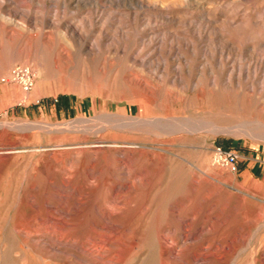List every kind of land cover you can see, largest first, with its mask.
Returning <instances> with one entry per match:
<instances>
[{"label": "rangeland", "instance_id": "obj_1", "mask_svg": "<svg viewBox=\"0 0 264 264\" xmlns=\"http://www.w3.org/2000/svg\"><path fill=\"white\" fill-rule=\"evenodd\" d=\"M2 123L0 264H264V0H0Z\"/></svg>", "mask_w": 264, "mask_h": 264}, {"label": "bare ground", "instance_id": "obj_2", "mask_svg": "<svg viewBox=\"0 0 264 264\" xmlns=\"http://www.w3.org/2000/svg\"><path fill=\"white\" fill-rule=\"evenodd\" d=\"M229 20V19H228ZM231 21V20H230ZM231 23L233 24V22L231 21ZM236 23V22H235ZM234 23V24H235ZM257 23V22H256ZM231 24V25H232ZM255 26H256V24H255ZM67 31H68V33L70 34V36H71V38L73 39L75 36H76V31L75 30H73V28H71L70 29V27H68L67 28ZM78 44L79 45H81V43L80 42H78ZM141 60V64H142V66H148V65H150L151 63L149 62V60L147 59V58H142V59H140ZM164 74H166V72L164 73ZM167 76H168V74H167ZM169 77V76H168ZM193 83V82H192ZM146 84V83H145ZM144 84V85H145ZM141 86H143V84L141 83L140 84ZM146 86V85H145ZM148 86V85H147ZM146 86V87H147ZM144 88L145 90H146V92L145 93H143V94H141V95H139V96H137V103H138V105H139V116L138 117H135V118H132V117H130V116H125V115H123V116H121V115H112L111 113H108V114H105L103 117H106V119L107 118H109V120L111 119V121H112V119L114 118L115 119V117H120L121 118V120H125V122H126V124H127V120H131V121H133V123L132 124H128L127 126H133V130L135 131V130H137V131H139L140 133H150V131H154V133H155V135L156 136H158V137H160V138H165V137H172V136H174V135H176V134H179V133H181V132H188V131H191L193 128H192V125H193V123H191L192 125L190 126V124L188 123H185V124H182L181 122L180 123H177V124H173L172 122L171 123H169V124H167L166 123V121H165V119L164 118H160V117H153V116H142V113H145L147 110H149L150 108H151V106H152V104H155V105H157L158 106V108L159 109H161L163 106H164V104L163 103H160V101L162 100V97H164L162 94H158L157 95V97H155V96H151L150 94H152L153 92H151V91H149V90H147V88L149 89V86L147 87V88ZM141 89H143L142 87H141ZM158 89H161V88H158ZM162 90H164V89H162ZM156 92V91H155ZM159 92V91H158ZM162 92V91H161ZM157 93V92H156ZM160 93V92H159ZM154 95V94H153ZM156 95V94H155ZM166 97V96H165ZM26 99V98H25ZM166 100V99H165ZM136 103V104H137ZM104 119V118H103ZM209 119V118H208ZM78 120H83V118H80V119H78ZM117 120V119H116ZM115 120V121H116ZM108 121V120H107ZM114 121V122H115ZM120 121V120H119ZM215 121V120H214ZM124 122V121H123ZM29 123V122H28ZM111 123V122H110ZM118 123V122H117ZM260 123V122H259ZM37 124V123H36ZM107 124H108V122H107ZM121 124V123H120ZM124 124V123H123ZM203 124H204V122H203ZM5 126V125H7V124H5V123H2V125L0 124V126ZM27 125V124H26ZM25 125V126H26ZM29 125V124H28ZM109 125V124H108ZM204 125H206V124H204ZM263 125V124H262ZM211 126H213L214 128H215V130L214 131H217V132H219V131H221V130H224V128H220L219 127V125H217V124H213V125H211ZM10 127V126H9ZM125 127V126H124ZM105 128V127H104ZM117 128V127H116ZM127 128V127H126ZM126 128H125V130H126ZM132 128V127H131ZM195 128L197 129H199V127H196L195 126ZM208 128H209V125H208ZM234 127L233 126H228V129H233ZM235 128H238L239 130H237L238 132H241V133H243V134H245V135H248V136H251V137H253V138H258V139H261V138H264V136H262V134H260V133H258V132H255L256 130H253V129H247V127L244 125H241L240 124V126L239 125H237V126H235ZM17 129V128H16ZM109 129V128H108ZM113 129V128H112ZM129 129H130V127H129ZM129 129H128V131H129ZM203 129V128H202ZM204 129H205V127H204ZM226 129V128H225ZM130 130H132V129H130ZM132 130V131H133ZM200 130V129H199ZM209 131L211 130V129H208ZM20 131V130H19ZM196 131V130H195ZM198 131V130H197ZM213 131V132H214ZM131 132V131H130ZM151 132V133H152ZM192 132H194V131H192ZM206 132V131H205ZM211 132H212V130H211ZM212 132V133H213ZM216 132V133H217ZM1 133V132H0ZM147 133V134H148ZM228 133V132H227ZM234 133V132H233ZM240 133V134H241ZM153 134V133H152ZM186 134V133H185ZM189 134V133H188ZM197 134V133H196ZM199 134V133H198ZM197 134V135H198ZM219 134V133H218ZM221 134V133H220ZM192 135V134H191ZM196 136V135H195ZM180 137H181V135H180ZM184 137H185V135H184ZM167 140V139H166ZM134 143V142H133ZM143 143V142H142ZM168 144V143H167ZM159 145V144H158ZM167 146V145H166ZM146 147V146H145ZM143 150V149H142ZM145 150V149H144ZM141 151V150H140ZM157 151V150H156ZM147 151H145V153H146ZM143 154V153H142ZM152 154V153H151ZM148 155H150V154H148ZM161 155V154H160ZM163 155V154H162ZM145 156V155H144ZM146 157V156H145ZM149 157V156H148ZM164 157V156H163ZM128 159H130V158H128ZM141 159V158H140ZM149 159V158H148ZM125 160H126V157H125ZM156 160V159H155ZM162 160V159H161ZM127 161V160H126ZM130 161V160H129ZM151 161V160H150ZM158 161V160H157ZM187 161V160H186ZM121 167V166H120ZM92 168V167H91ZM92 171V170H91ZM109 171V170H108ZM146 175V174H145ZM136 176V175H135ZM140 176V175H139ZM148 177V176H147ZM130 179H131V177H130ZM135 179V178H134ZM138 179V178H137ZM140 179V178H139ZM143 178H141V180H142ZM132 180V179H131ZM111 181H112V179H111ZM144 181H146V180H144ZM148 181H150L149 179H148ZM147 181V183L149 184L150 182H148ZM142 182V181H141ZM133 183V182H132ZM146 183V184H147ZM113 184V183H112ZM144 185V184H143ZM125 186H129V184L128 185H126L125 184ZM135 186V185H134ZM132 187V186H131ZM145 187H146V185H145ZM128 188V187H127ZM132 188H134V187H132ZM119 189V188H118ZM120 189H121V187H120ZM123 189V188H122ZM129 189V188H128ZM149 189V188H148ZM135 190H136V188H135ZM114 191V190H113ZM116 191V190H115ZM114 191V192H115ZM124 192V191H123ZM113 195H114V193H113ZM262 197V196H261ZM118 199H120V198H118ZM262 199V198H261ZM113 200H114V198H113ZM123 202V201H122ZM251 202V201H250ZM263 202V201H262ZM111 204H113V203H111ZM121 204V203H120ZM119 205V204H118ZM122 205V204H121ZM120 206V205H119ZM123 206V205H122ZM121 206V207H122ZM123 208V207H122ZM112 209V208H111ZM116 214V213H115ZM112 215V214H111ZM68 216V215H67ZM50 217V216H49ZM53 218V217H52ZM228 218H229V215H228ZM109 219H110V217H109ZM53 220V219H52ZM226 220V219H225ZM224 220V221H225ZM218 221V220H217ZM223 221V220H222ZM223 221V222H224ZM260 221V220H259ZM223 222H221L220 224H222ZM227 223V222H226ZM258 223V222H257ZM256 223V224H257ZM66 224V223H65ZM68 224V223H67ZM67 224H66V226H67ZM108 224V223H107ZM259 224V223H258ZM263 224V223H262ZM71 225V224H70ZM224 225V224H223ZM260 225V224H259ZM107 226L108 225H106V228H107ZM120 226H122V225H120ZM119 226V227H120ZM124 226V225H123ZM186 227H187V225H185ZM189 226V225H188ZM222 226V225H221ZM262 226H264V225H262ZM57 227V226H56ZM68 227V226H67ZM104 227V226H103ZM114 227H115V225H114ZM259 227V226H258ZM109 228V227H108ZM107 228V229H108ZM123 228V227H122ZM127 228V227H126ZM208 228V227H207ZM240 228V230H241V227H239ZM261 228H263V227H261ZM260 228V229H261ZM101 229V228H100ZM105 229V228H104ZM72 230V229H71ZM102 230H103V228H102ZM106 230V229H105ZM111 230V229H110ZM188 231H189V228L187 229ZM204 230V229H203ZM238 230V229H237ZM239 230V231H240ZM101 231V230H100ZM111 231H113L114 233H115V236H116V234H117V232L115 231V230H111ZM206 231V230H205ZM105 232V231H104ZM113 232H110V233H113ZM125 232V231H124ZM123 232V233H124ZM209 232V231H208ZM79 233V232H78ZM102 233V232H101ZM108 233V232H107ZM125 233H127V232H125ZM210 233V232H209ZM94 234V233H93ZM103 234V233H102ZM239 234V233H238ZM119 235V234H118ZM187 235V234H186ZM96 236H98V235H96ZM240 236V235H239ZM91 237V236H90ZM102 237V236H101ZM199 236L198 235H196V240H197V238H198ZM200 237H201V235H200ZM98 238H100V237H98ZM104 238V237H103ZM186 238H189V235H187L186 236ZM223 238V237H222ZM226 238V237H225ZM92 239V238H91ZM101 239V238H100ZM200 239V238H199ZM198 239V240H199ZM184 240H186L185 238H184ZM196 240H195V242H196ZM231 239H229V241H230ZM233 240V239H232ZM101 241V240H100ZM116 241V240H115ZM192 241V240H191ZM185 241H183V243H184ZM188 242V241H187ZM190 242V241H189ZM223 242V241H222ZM231 242V241H230ZM107 243H108V241H107ZM205 243V242H204ZM99 244H100V242H99ZM185 244V243H184ZM232 244V243H231ZM237 244V243H236ZM236 244H234V245H236ZM202 245H204V244H202ZM220 245V244H219ZM228 245H230L229 244V242H228ZM89 246V245H88ZM87 246V247H88ZM104 246H105V243H104ZM221 246V245H220ZM219 246V247H220ZM106 247V246H105ZM109 247V246H108ZM183 247V246H182ZM225 247V246H224ZM232 247H233V245H232ZM186 248V247H185ZM227 248V247H226ZM248 248V247H247ZM129 249V248H128ZM136 249V248H135ZM198 249H200V248H198ZM207 249V248H206ZM205 249V250H206ZM220 249V248H219ZM221 249H223V248H221ZM228 249H229V251H232V250H234V249H232L231 248V246H229L228 247ZM246 249V248H245ZM55 250V249H54ZM173 250H175V249H173ZM204 250V249H203ZM202 250V251H203ZM209 250V249H208ZM84 251V250H83ZM129 251V250H128ZM179 251V250H178ZM193 252V251H192ZM201 252V251H200ZM236 252V251H235ZM181 253V252H180ZM198 253V252H197ZM226 253V252H225ZM228 253V252H227ZM68 254V253H67ZM75 254V253H74ZM175 254H178V253H175ZM200 254V253H199ZM204 255V254H203ZM177 256V255H176ZM198 256V255H197ZM202 256V255H201ZM259 256V255H258ZM262 258H260V260H258V261H262V263H264V253H262ZM74 257H76V256H74ZM260 257V256H259ZM192 258V257H191ZM194 258V257H193ZM198 258H200V257H198ZM80 260V259H79ZM127 260V259H126ZM188 261H190V260H188ZM209 261V260H208ZM83 262H85V261H83ZM87 262V261H86ZM85 262V263H86ZM126 262V261H125ZM178 262V261H177ZM104 263V262H103ZM174 263V262H173ZM193 263V262H192ZM199 263V262H198ZM197 262H196V264H198ZM252 263H254V262H252ZM259 263V262H258ZM126 264V263H125ZM190 264V263H189ZM261 264V263H260Z\"/></svg>", "mask_w": 264, "mask_h": 264}, {"label": "built area", "instance_id": "obj_3", "mask_svg": "<svg viewBox=\"0 0 264 264\" xmlns=\"http://www.w3.org/2000/svg\"><path fill=\"white\" fill-rule=\"evenodd\" d=\"M13 80L18 81L26 92H29L34 87V75L30 68L18 67L12 71ZM6 79L3 80V82ZM224 162L233 171H238V156L235 153H229L225 156Z\"/></svg>", "mask_w": 264, "mask_h": 264}]
</instances>
